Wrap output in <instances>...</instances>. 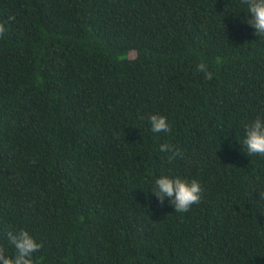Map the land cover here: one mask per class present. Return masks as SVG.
Instances as JSON below:
<instances>
[{
	"label": "trees",
	"instance_id": "1",
	"mask_svg": "<svg viewBox=\"0 0 264 264\" xmlns=\"http://www.w3.org/2000/svg\"><path fill=\"white\" fill-rule=\"evenodd\" d=\"M0 264H264V0H0Z\"/></svg>",
	"mask_w": 264,
	"mask_h": 264
}]
</instances>
